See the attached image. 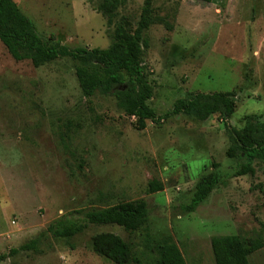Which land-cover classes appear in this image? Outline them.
I'll return each mask as SVG.
<instances>
[{"label":"rangeland","instance_id":"1","mask_svg":"<svg viewBox=\"0 0 264 264\" xmlns=\"http://www.w3.org/2000/svg\"><path fill=\"white\" fill-rule=\"evenodd\" d=\"M15 1L43 39L89 48H107L120 20L133 32L146 4ZM152 8L143 55L149 105L164 116L189 92L236 91L233 116L203 121L178 113L138 129L114 96L83 95L71 58L35 67L15 60L0 40V264H115L91 248L106 231L133 242L142 264H153L154 242L166 236L188 264H217L214 236L264 243V161L229 176L194 212L183 211L214 163L225 177L237 167L230 129H241L249 114L264 120V0H152ZM153 180L164 188L151 192ZM141 199L150 218L135 232L90 224L70 238L44 234L38 251L9 254L60 217L80 221L87 209ZM249 261L264 264V244Z\"/></svg>","mask_w":264,"mask_h":264},{"label":"trees","instance_id":"2","mask_svg":"<svg viewBox=\"0 0 264 264\" xmlns=\"http://www.w3.org/2000/svg\"><path fill=\"white\" fill-rule=\"evenodd\" d=\"M210 3L213 0H199ZM152 0H146L141 17L134 31H129L123 20L115 27L113 40L107 48L71 47L60 40H45L36 30L34 22L20 9L15 0H0V40L17 61L30 60L35 67L43 66L60 58L75 61V74L85 97L97 92L112 95L126 115L136 119L138 129H144L147 120L160 121L171 114L184 113L198 120H207L219 114L227 121L234 114L236 91L189 92L178 99L173 109L159 116L149 105L153 86L148 80L143 63L144 48L149 46L146 35L152 18ZM109 23L112 20L109 19ZM227 127L230 129L229 125ZM237 148L234 156L237 167L227 177L220 172L218 164L203 174L195 185L190 201L183 205L184 212H194L208 199L215 188L227 184L229 176L253 172L256 160L264 161V120L260 115L249 114L241 129H230ZM216 167V169H215ZM164 188L163 183L153 180L151 192ZM84 212L80 221L60 217L53 221L38 237L12 248L10 255L19 251L39 250L41 236L51 233L57 238H70L82 232L90 224H116L128 232L146 227L150 208L144 199L134 203H118L102 208L93 207ZM212 249L217 264H250L249 256L263 246L260 236L244 239L237 235H219L212 238ZM156 256L153 264H188L180 247L171 236L154 242ZM92 250L115 264H142L143 260L133 242L113 232H100L91 239ZM4 255L1 257L3 258Z\"/></svg>","mask_w":264,"mask_h":264}]
</instances>
